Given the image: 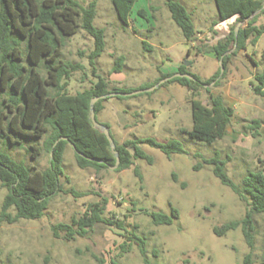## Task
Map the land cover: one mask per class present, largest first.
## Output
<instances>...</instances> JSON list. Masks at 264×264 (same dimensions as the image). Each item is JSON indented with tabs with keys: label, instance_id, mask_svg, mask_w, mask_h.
Returning a JSON list of instances; mask_svg holds the SVG:
<instances>
[{
	"label": "rangeland",
	"instance_id": "1",
	"mask_svg": "<svg viewBox=\"0 0 264 264\" xmlns=\"http://www.w3.org/2000/svg\"><path fill=\"white\" fill-rule=\"evenodd\" d=\"M76 1L86 7L92 0ZM179 1L191 15L196 31L193 42L182 37L164 0H137L126 25L117 19L110 0H98L93 24L104 31L105 49L95 62L96 72L108 82L115 60L123 57L124 81L118 84L123 90L138 89L162 75L176 74L180 66H184L186 74L202 80L215 75L220 66L211 48L223 42L229 30L240 23L218 22L213 0ZM139 11L144 13L143 18ZM258 22L264 23V16ZM92 49V39L81 30L66 40L62 61L81 67L67 81L68 95L86 90L94 82L87 62ZM263 51L264 34L255 45H247L245 51L232 56L223 69L225 76L217 80V85L211 82L205 86L197 96L204 105L209 104L211 97L220 96L234 110L224 137L211 145L190 140L181 133L192 127L190 93L176 83L133 98L106 99L105 110L96 115V120L108 125L117 143L135 138H151L160 143L176 140L187 155L167 158L156 149L140 145L153 159L152 165L135 160L127 170L95 173L89 168L79 169L73 150L67 146L62 163L64 177L60 180L65 192L49 202L38 220L0 223V264H142L137 246L127 241L131 233L145 240L146 258L151 264H241L249 250L240 229L223 237L215 236L213 229L241 220L247 207L219 183L211 167L203 165L194 172L192 167L200 159L193 156L210 158L218 152L226 161L227 176L236 185L249 172L264 170V98L253 91V76L264 65ZM41 75L44 76L42 71ZM253 120L259 122L256 130L251 129ZM45 136L35 142L40 149L35 159L26 151L27 141H23L22 148H13L0 139V151L32 170L42 171L48 167L50 157L42 148ZM135 167L141 182L133 173ZM172 174L177 183L172 181ZM71 189L78 196L67 193ZM5 194L0 185V206ZM90 206L102 207V220L120 221L122 229L98 223L83 238L75 236L67 241L63 233L54 237L55 225L67 224L76 229L72 222ZM172 208L177 210L178 219L170 226L153 225L144 212L168 215ZM254 226L253 264H264V214L254 216ZM124 242L130 244L126 253L120 248Z\"/></svg>",
	"mask_w": 264,
	"mask_h": 264
},
{
	"label": "trees",
	"instance_id": "2",
	"mask_svg": "<svg viewBox=\"0 0 264 264\" xmlns=\"http://www.w3.org/2000/svg\"><path fill=\"white\" fill-rule=\"evenodd\" d=\"M97 1L92 0L86 7H81L76 0H0V139L13 148H22L23 141L29 142L26 151L35 159L40 152L35 142L46 135L42 148L50 156L48 167L39 171L28 168L23 162H17L0 151V185L6 190L0 206V223L10 225L19 220H38L43 216L49 202L58 194L65 192L60 180L64 177L62 163L67 146L73 150L79 169L89 168L99 173L115 165L116 158L110 150L108 141L100 131L94 129L90 120L89 105L93 98L109 93H127L150 88L160 80L174 75H162L154 83L133 90L109 87L107 80L99 75L95 68L96 60L105 49L104 31L93 24ZM110 1L117 19L126 25L137 0ZM213 2L218 22L236 18L237 23H244V27H240L237 34L234 32L235 28H231L225 40L217 42L211 48L217 60L221 59L222 68L225 70L232 56L245 51L247 45H255L264 34V23L258 22V18L264 16V1L213 0ZM164 5L182 37L187 42H193L196 31L191 15L185 7L179 0H164ZM138 15L144 17L142 11H139ZM78 30L93 41V49L87 56V62L94 82L88 89L75 95H68L67 81L81 67L78 64L63 62L61 51L66 40ZM142 45L148 50L145 42H142ZM123 60V57L115 60L112 72L121 71ZM262 60L264 62V51ZM41 71L44 76L41 75ZM177 73H186L184 66H180ZM191 76L193 80L173 78L159 88L176 83L190 93L192 127L190 130L182 129L181 133L190 140L211 145L224 137L234 110L226 105L220 96L211 97L208 105H204L197 96L211 82L217 85V80L222 79L225 72L220 75L219 69L208 80H202L196 75ZM253 79L254 93L264 98V65ZM106 99L108 98L100 99L94 104L95 119L103 109V102ZM251 123L253 126L251 129L256 130L259 122L253 120ZM101 125L109 131L107 124ZM110 136L113 139L111 133ZM113 141L114 151L119 159L116 172L130 169L135 160H142L147 165L153 164V159L141 150L140 145L156 149L167 158L171 155H187L182 144L176 140L160 143L151 138H135L128 139L122 144L114 139ZM193 157L200 159V162L192 167L194 172L203 165L211 167L212 174L219 183L245 203L247 210L241 220L215 227L213 234L223 237L227 232L239 228L249 250L242 258L241 264H253L251 251L255 233L254 216L264 214V170L249 172L241 184L236 185L227 176L226 161L220 158L218 152H214L210 158H202L199 154ZM133 173L141 182L142 178L136 167ZM172 181L177 183L174 174ZM181 187H184V184H181ZM67 193L78 196L72 189ZM144 212L155 226H170L178 219V212L173 208L168 215ZM102 213V207L90 206L79 219L72 222L76 229L67 224H57L52 228V233L56 238L63 233L64 239L71 241L75 236L85 237L98 223H107L109 226L114 225L122 229V222L104 221L101 218ZM127 241L137 246L142 264H151L146 258L143 238L131 233ZM129 245L127 242L121 244L122 253L128 251ZM98 262L102 264L101 261Z\"/></svg>",
	"mask_w": 264,
	"mask_h": 264
},
{
	"label": "water",
	"instance_id": "3",
	"mask_svg": "<svg viewBox=\"0 0 264 264\" xmlns=\"http://www.w3.org/2000/svg\"><path fill=\"white\" fill-rule=\"evenodd\" d=\"M240 24H238V26L235 27V29H234L235 34H237V32H238ZM218 64L220 66V75H221L223 73L221 59L218 61ZM173 78H186V79L193 80V77L191 75H188L186 73H184V74L176 73V74L172 75L171 77H168V78H165L163 80H160L156 85H154V86H152L150 88H146V89H142V90H136V91L127 92V93H124V92L109 93V94H107L105 96H101L99 98H93L90 101L89 107H90V120H91V123H92L94 129H97L98 131H100L105 136L106 140L108 141L110 150L113 152V154H114V156L116 158L115 165L112 166V167H109L110 170H116L118 168L119 159H118L117 153L114 151L115 144H114L113 139L110 136V133H109L108 129L106 127H104L103 125L99 124L96 121V119H95V113H94V109H93L94 104L100 99H105V98H110V97H123V98H125V97L136 96V95H139V94H142V93H151L154 90H156L157 88H159L160 85L164 84L165 82H167V81H169V80H171ZM62 139L66 140L65 138H62Z\"/></svg>",
	"mask_w": 264,
	"mask_h": 264
},
{
	"label": "crops",
	"instance_id": "4",
	"mask_svg": "<svg viewBox=\"0 0 264 264\" xmlns=\"http://www.w3.org/2000/svg\"><path fill=\"white\" fill-rule=\"evenodd\" d=\"M236 20V18H230L222 23H226L227 25H231L233 23V21ZM124 81V77L122 75V70L120 72H113L110 76V79H109V87H112V88H121V86H119L118 84L123 82ZM125 88H130L129 86H126ZM134 88V87H132ZM138 88V87H137ZM105 110V107L103 106V109L100 111L103 112ZM106 124V123H104ZM124 142V141H123Z\"/></svg>",
	"mask_w": 264,
	"mask_h": 264
}]
</instances>
